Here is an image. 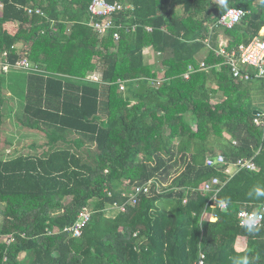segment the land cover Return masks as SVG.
Masks as SVG:
<instances>
[{
    "label": "trees",
    "instance_id": "1",
    "mask_svg": "<svg viewBox=\"0 0 264 264\" xmlns=\"http://www.w3.org/2000/svg\"><path fill=\"white\" fill-rule=\"evenodd\" d=\"M119 1L134 8L116 40L88 23L91 0H0V53L47 71H0V264H196L201 251L204 264H264V221L249 233L237 216L264 207L248 194L264 187V81L234 78L215 50L220 35L227 48L264 37V0H229L249 11L231 28L215 26L212 0ZM217 152L228 163L208 166ZM239 157L257 169L231 175ZM216 175L229 208L211 220L199 187ZM151 179L161 191L127 202ZM84 207L91 219L72 237L63 230Z\"/></svg>",
    "mask_w": 264,
    "mask_h": 264
},
{
    "label": "built area",
    "instance_id": "2",
    "mask_svg": "<svg viewBox=\"0 0 264 264\" xmlns=\"http://www.w3.org/2000/svg\"><path fill=\"white\" fill-rule=\"evenodd\" d=\"M2 5V3H1ZM27 10L32 13H43L42 8L27 6ZM134 8V4L128 2H121L119 0H91L88 10L90 14V19L88 23L100 34L107 35L112 30L113 37L118 40L120 38L119 29L123 27L121 21H119V17L125 11L132 10ZM230 8L238 9L239 11L235 13L238 16V19L233 20H222V15L216 21L215 26H222L231 28L236 23H238L247 13L248 10L238 7L232 6ZM127 29H129L127 27ZM136 29V24L132 26V30ZM147 30L152 31L153 27L148 25ZM207 45L211 47V43L209 39L205 40ZM217 55H222L225 57L223 64L227 65L230 69L234 78L243 79V80H252V79H264V74H262V70H264V37L255 36L248 43H241L238 46L227 48V44L225 41L219 43L218 47L215 49ZM9 50L5 49L0 53V71L4 73L10 72L12 69L22 70L26 73L31 72H40L47 75V71L42 69L38 64L33 63L29 60V58L24 54L21 55L14 62L10 61L9 58ZM221 63L216 66H220ZM201 68H208L205 61L201 62ZM252 68V71L250 70ZM196 68L193 65L188 67V70L184 73V77L188 78L191 73H193ZM88 79L92 81H101L100 74L96 72H92L88 75ZM121 89H124V83L121 82ZM262 116V117H261ZM254 121L256 124L262 128H264V113L257 114ZM227 159L225 154L222 152H217L215 155L209 156L206 159V164L208 166L221 167L227 164ZM242 169L254 170L257 169V165L252 157H239L235 161L229 163L228 168L226 169L231 175L235 174L237 171ZM154 184L156 185L157 191H161V186L159 182L154 179H151L145 183L135 185L128 193L124 192L123 195L127 196V202L132 205H136L142 195L148 194L154 188ZM225 185V181H221L219 176H213L207 180H205L199 187L200 190L210 193V199L207 203V206L211 209L205 210V214H209V219L216 220L218 215L216 213L217 209L228 210L229 204L226 200H219L218 195L221 191L222 187ZM187 201V198L184 199V202ZM115 208L124 210V205H119L115 203ZM112 207V208H113ZM256 211L260 214L261 219L259 221V226L263 224L264 221V207L260 210H249V209H241L238 211V221L241 225V213L243 212L245 215ZM93 211L89 207H84L78 214L75 222L69 226H66L63 231L67 232L72 237L81 236L83 233L84 227L90 221ZM9 242L14 240L13 236H9L7 238ZM206 259V255L204 252H200L199 258L196 261V264H204Z\"/></svg>",
    "mask_w": 264,
    "mask_h": 264
},
{
    "label": "clouds",
    "instance_id": "3",
    "mask_svg": "<svg viewBox=\"0 0 264 264\" xmlns=\"http://www.w3.org/2000/svg\"><path fill=\"white\" fill-rule=\"evenodd\" d=\"M217 6L221 9L223 15L222 20H233L238 19V16L235 15L239 10L229 7V0H215ZM264 74V70H262ZM249 196H254L255 198H264V187L254 186L253 189L249 191ZM241 215V226L244 227L249 233H256L260 230L259 221L261 216L258 212L253 211L245 215L243 212ZM234 264H249L248 257L242 256L235 259Z\"/></svg>",
    "mask_w": 264,
    "mask_h": 264
},
{
    "label": "crops",
    "instance_id": "4",
    "mask_svg": "<svg viewBox=\"0 0 264 264\" xmlns=\"http://www.w3.org/2000/svg\"><path fill=\"white\" fill-rule=\"evenodd\" d=\"M212 1H215V0H212ZM261 33L264 36V27L262 28ZM224 40H225L224 37L222 35H220L219 36V43L223 42ZM146 58H147V60L149 62H153L154 61V56H153L151 51L146 50ZM19 139H20V137L18 138V140ZM22 143H24V141ZM240 243L242 244V246H244V240L243 239L240 241Z\"/></svg>",
    "mask_w": 264,
    "mask_h": 264
},
{
    "label": "rangeland",
    "instance_id": "5",
    "mask_svg": "<svg viewBox=\"0 0 264 264\" xmlns=\"http://www.w3.org/2000/svg\"><path fill=\"white\" fill-rule=\"evenodd\" d=\"M263 81H264V79H263ZM11 131H9L10 136H12V134L13 135H16V136H19V134H20V133H16L17 130H13V128H11ZM9 139L12 140V141H14V137H11V138L9 137ZM23 141H24V143L25 142H33L34 141V138H32L31 136H22V139L19 140V143H21ZM112 213L113 212H109L108 214H111L112 215Z\"/></svg>",
    "mask_w": 264,
    "mask_h": 264
},
{
    "label": "water",
    "instance_id": "6",
    "mask_svg": "<svg viewBox=\"0 0 264 264\" xmlns=\"http://www.w3.org/2000/svg\"><path fill=\"white\" fill-rule=\"evenodd\" d=\"M254 113H261V111H259V110H255Z\"/></svg>",
    "mask_w": 264,
    "mask_h": 264
}]
</instances>
